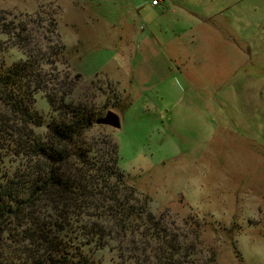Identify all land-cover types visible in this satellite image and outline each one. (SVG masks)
I'll return each instance as SVG.
<instances>
[{
  "label": "rangeland",
  "instance_id": "obj_1",
  "mask_svg": "<svg viewBox=\"0 0 264 264\" xmlns=\"http://www.w3.org/2000/svg\"><path fill=\"white\" fill-rule=\"evenodd\" d=\"M163 1V10H190L191 21L155 29L134 58L128 25L141 31L149 23L151 0H0V66L40 49L41 74L52 81L30 102L44 120L31 125L42 138L57 117L47 92L67 93L66 103L101 117L107 110L119 115V129L94 124L86 131L90 156L104 151L106 136L117 142L126 184L178 238L181 255L188 250L196 264H258L252 252L264 247V0ZM172 48L178 56H170ZM11 146L0 148V175L25 164L10 155ZM75 161L70 174L80 178ZM62 202L40 195V219L62 221ZM6 238L0 228V245ZM115 245L98 248L80 237L72 251L92 264H141ZM14 251L2 245L0 257ZM17 258L30 261L25 253Z\"/></svg>",
  "mask_w": 264,
  "mask_h": 264
},
{
  "label": "trees",
  "instance_id": "obj_2",
  "mask_svg": "<svg viewBox=\"0 0 264 264\" xmlns=\"http://www.w3.org/2000/svg\"><path fill=\"white\" fill-rule=\"evenodd\" d=\"M39 51L29 50L24 60L0 66V103L16 118L10 123V114L0 108V148L12 145L10 155L25 162L0 175V228L9 237L2 245L15 250L13 257L28 254V264H92L80 251H72L80 237L98 248L115 240L120 256L141 264H196L188 250L181 255L178 238L148 208V200L137 197L126 184L118 166L117 142L106 136L104 151L90 156L85 133L101 112L66 103L67 93L47 92L57 117L46 124V138L34 133L31 125L42 126L44 120L31 110L30 102L36 91L52 82L41 74ZM71 160L81 162L76 170L80 178L70 174ZM45 193L62 199V221L40 219L38 198ZM13 257H0V264H18Z\"/></svg>",
  "mask_w": 264,
  "mask_h": 264
},
{
  "label": "crops",
  "instance_id": "obj_3",
  "mask_svg": "<svg viewBox=\"0 0 264 264\" xmlns=\"http://www.w3.org/2000/svg\"><path fill=\"white\" fill-rule=\"evenodd\" d=\"M151 1H153V0H151ZM162 2H164V1L163 0H161V2L158 1L157 4H153L151 2L152 8L153 7L156 8V14L149 20V23L145 24V27L143 29H141V31H138L134 24L128 25V28L131 31H129V34H127L128 36L126 37V40H127L126 44H129L130 46L135 47L134 51H132V52H134L133 53L134 58L137 57L138 47L142 46V48L144 49V48H148L151 45V41H153V40L150 41L149 39H151V36L153 33L152 31L157 29V30H160L163 32H167V27L169 25L173 26L175 21H178L182 18H185L187 21H191V18L194 15L190 10H187V9L182 8L180 6H173L169 10H163L161 7H159L161 5L160 3H162ZM168 14L170 15V17H168ZM166 16H167V18H166ZM165 19H166V21H165ZM191 25L192 24H190V28L192 27ZM197 26H198V24H197ZM175 33H177V32H175ZM172 52H173L172 55L170 54L171 57H173V54L175 56H178V55H176L174 49ZM126 58H130V57L127 55ZM152 66H154V65H152ZM179 70L182 73V75L186 74V72H184L182 69H179ZM204 76H206V75H203L202 77H204ZM131 77L133 78V85L136 86L137 84L135 82V79H136V70L135 69H134V71L132 70ZM151 85H152V82L150 83V85H147V86L150 87ZM147 86H144V88H147ZM192 86H196V85H192Z\"/></svg>",
  "mask_w": 264,
  "mask_h": 264
},
{
  "label": "water",
  "instance_id": "obj_4",
  "mask_svg": "<svg viewBox=\"0 0 264 264\" xmlns=\"http://www.w3.org/2000/svg\"><path fill=\"white\" fill-rule=\"evenodd\" d=\"M95 124L109 126L113 129H119L121 122L120 117L117 113L111 110H107L102 117L98 118L95 121Z\"/></svg>",
  "mask_w": 264,
  "mask_h": 264
},
{
  "label": "clouds",
  "instance_id": "obj_5",
  "mask_svg": "<svg viewBox=\"0 0 264 264\" xmlns=\"http://www.w3.org/2000/svg\"><path fill=\"white\" fill-rule=\"evenodd\" d=\"M252 255L256 258L258 264H264V247L255 249Z\"/></svg>",
  "mask_w": 264,
  "mask_h": 264
},
{
  "label": "built area",
  "instance_id": "obj_6",
  "mask_svg": "<svg viewBox=\"0 0 264 264\" xmlns=\"http://www.w3.org/2000/svg\"><path fill=\"white\" fill-rule=\"evenodd\" d=\"M152 3H153V4H157V0H153Z\"/></svg>",
  "mask_w": 264,
  "mask_h": 264
}]
</instances>
